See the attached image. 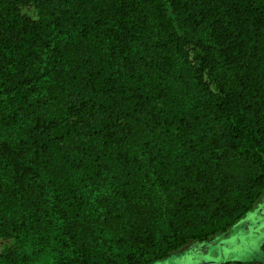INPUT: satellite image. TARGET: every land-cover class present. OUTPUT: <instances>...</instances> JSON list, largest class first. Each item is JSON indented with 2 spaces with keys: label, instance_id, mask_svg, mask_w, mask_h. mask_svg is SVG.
I'll use <instances>...</instances> for the list:
<instances>
[{
  "label": "trees",
  "instance_id": "obj_1",
  "mask_svg": "<svg viewBox=\"0 0 264 264\" xmlns=\"http://www.w3.org/2000/svg\"><path fill=\"white\" fill-rule=\"evenodd\" d=\"M263 196L264 0H0V264H158Z\"/></svg>",
  "mask_w": 264,
  "mask_h": 264
},
{
  "label": "rangeland",
  "instance_id": "obj_2",
  "mask_svg": "<svg viewBox=\"0 0 264 264\" xmlns=\"http://www.w3.org/2000/svg\"><path fill=\"white\" fill-rule=\"evenodd\" d=\"M175 97L179 98L174 109L178 114L195 116L198 110V96L190 88L183 89L175 87ZM227 165L233 171L240 172L241 164L232 158L228 159ZM167 195V194H165ZM222 243L224 247L222 248ZM5 245L0 241V249ZM264 196L257 203L253 213L236 224L226 234L212 238L208 242L197 244L192 243L177 253L172 254L168 259L158 264H182L185 258L217 259L216 262H236L238 264L264 263ZM222 252V253H221ZM49 262L47 257L40 264ZM39 264V263H38Z\"/></svg>",
  "mask_w": 264,
  "mask_h": 264
}]
</instances>
